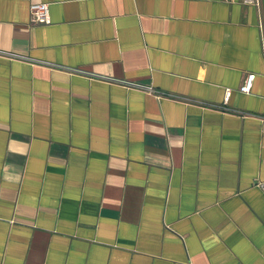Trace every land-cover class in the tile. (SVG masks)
<instances>
[{
    "label": "crops",
    "instance_id": "crops-1",
    "mask_svg": "<svg viewBox=\"0 0 264 264\" xmlns=\"http://www.w3.org/2000/svg\"><path fill=\"white\" fill-rule=\"evenodd\" d=\"M0 264H264V0H0Z\"/></svg>",
    "mask_w": 264,
    "mask_h": 264
},
{
    "label": "built area",
    "instance_id": "built-area-1",
    "mask_svg": "<svg viewBox=\"0 0 264 264\" xmlns=\"http://www.w3.org/2000/svg\"><path fill=\"white\" fill-rule=\"evenodd\" d=\"M31 15H32V21L38 23V24H44L48 25L51 24V12H50V5L48 3H34L31 6ZM256 74L251 73L247 76L244 83L240 87V91L244 93H251L253 89V83L255 80ZM152 93H155L159 96H161V93H159L158 90L150 88L149 89ZM232 95V89L228 88L226 89L225 94V103L227 104L230 100V97Z\"/></svg>",
    "mask_w": 264,
    "mask_h": 264
}]
</instances>
